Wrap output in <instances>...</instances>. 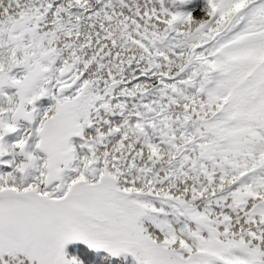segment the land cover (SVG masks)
Listing matches in <instances>:
<instances>
[{"label": "snow or ice", "instance_id": "snow-or-ice-1", "mask_svg": "<svg viewBox=\"0 0 264 264\" xmlns=\"http://www.w3.org/2000/svg\"><path fill=\"white\" fill-rule=\"evenodd\" d=\"M0 264H264V0H0Z\"/></svg>", "mask_w": 264, "mask_h": 264}]
</instances>
